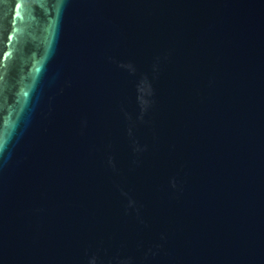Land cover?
<instances>
[{
	"label": "water",
	"instance_id": "water-1",
	"mask_svg": "<svg viewBox=\"0 0 264 264\" xmlns=\"http://www.w3.org/2000/svg\"><path fill=\"white\" fill-rule=\"evenodd\" d=\"M0 264H264V0H0Z\"/></svg>",
	"mask_w": 264,
	"mask_h": 264
}]
</instances>
